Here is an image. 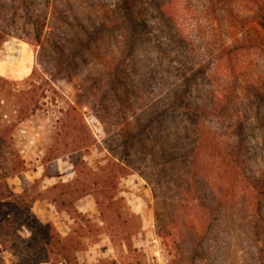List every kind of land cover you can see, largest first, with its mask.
Instances as JSON below:
<instances>
[{"label":"rangeland","instance_id":"rangeland-1","mask_svg":"<svg viewBox=\"0 0 264 264\" xmlns=\"http://www.w3.org/2000/svg\"><path fill=\"white\" fill-rule=\"evenodd\" d=\"M119 2L0 0V264L61 256L71 264H264L255 211L238 213L243 181L232 178L236 194L220 204L225 182L213 180L212 152L202 154L211 173L194 175L189 163L197 127L222 139L238 128L250 147L246 165L264 166V52L242 48L231 71L205 54L264 31L252 21L231 25L235 0L128 1L154 16V5H166L174 40L178 30L183 37L171 66L186 78L185 66H203L188 82L202 109L194 125L163 111L167 82L179 80L167 63L156 66L157 50L129 41L128 24L101 27L118 17ZM157 29L152 42L165 40ZM170 149L184 158L166 160Z\"/></svg>","mask_w":264,"mask_h":264},{"label":"trees","instance_id":"trees-1","mask_svg":"<svg viewBox=\"0 0 264 264\" xmlns=\"http://www.w3.org/2000/svg\"><path fill=\"white\" fill-rule=\"evenodd\" d=\"M129 0H120L117 3L116 8L119 10V15L116 19H113L109 23L100 24L103 29H109L118 24H128V29L126 30L129 34V41L142 43H149L152 47L155 48L158 52V58L156 65L159 69H164L166 66L167 73H171V68L175 71V76L178 77L179 82L171 83V78L167 82L166 90L161 97L162 104L165 105V112H172V110H178L179 113L186 114V120L191 116V121L194 119V125L201 123L200 121V112L201 108H198L195 100L192 99V94L190 93V76H194L197 72L196 70L201 69L199 64L200 61L192 64L190 67L185 66L186 71L188 70L189 77L186 78V73L180 72L178 67L171 66V58L174 59L178 52H174L172 57H169L171 51L176 48V45H173V42H178L177 46H180L182 40L181 32H179V37L174 40L172 35V29L177 28V24L172 21L173 17L167 13L166 5H154L156 16L151 14L148 11L147 7L144 6H133L128 2ZM237 3L233 10L229 11L228 17L231 20V25H237L240 23V27L245 23L252 21L257 23L258 27L264 31V0H235ZM141 4V0H139ZM147 17H155L158 20L162 21L160 24V30L148 23ZM122 22V23H121ZM242 24V25H241ZM82 27V25H80ZM157 29L165 37L164 41L157 40L152 42L153 30ZM1 30V29H0ZM2 31V30H1ZM1 37V36H0ZM34 38L37 39V36L34 35ZM181 41V42H179ZM256 48L264 52V37H254L252 35L243 34L241 37H233L229 43H221L216 47H210L206 51V59L213 66L221 69L222 66H226L228 71H231V65L236 56L237 52L242 48ZM184 67V66H183ZM159 94V93H158ZM157 94V95H158ZM160 97V96H159ZM229 112V111H228ZM235 115V112H230L228 115ZM236 116V115H235ZM233 121L228 122L232 124ZM187 128V127H186ZM239 130V131H238ZM241 129L237 128V132L233 131L232 137H225L224 139L217 137V131L204 129L203 127L196 128L194 130V148L192 149V155H190L189 163L191 164V172L196 175V170H203V173H211V166L207 168L206 165V156L202 155L205 149H209L212 153V159L214 162L217 160L218 167L220 168L218 175L215 174L214 181L217 183L225 182V187L218 188V196L215 195L218 203L221 204V198L224 196L225 199L236 194V189H234L233 181L231 179H236L237 177L243 181V192L242 199L243 204L240 209L239 216L244 217L248 215L249 210L247 208L250 205L251 210L255 213H251L254 217V220L250 222V226L254 230L256 236L262 235V242L264 243V166L258 171H252L246 163L249 161V156H246L248 153V143L242 138ZM169 156L166 160L175 161L182 160L185 156L184 153L178 152L176 149H170ZM214 156V157H213ZM216 158V159H215ZM215 159V160H214ZM243 168V169H242ZM249 168V169H248ZM195 171V172H194ZM231 181V182H230ZM230 182V183H229ZM55 201V200H54ZM249 202V203H248ZM7 214L6 216H8ZM244 220V219H243ZM61 242V241H60ZM67 248L65 245H60V249L65 250ZM68 249V248H67ZM70 249V248H69ZM61 258L66 262V264H71L69 257L61 256Z\"/></svg>","mask_w":264,"mask_h":264},{"label":"crops","instance_id":"crops-1","mask_svg":"<svg viewBox=\"0 0 264 264\" xmlns=\"http://www.w3.org/2000/svg\"><path fill=\"white\" fill-rule=\"evenodd\" d=\"M61 177V176H60ZM47 180L48 179H50V177H48V178H46ZM50 182V181H49ZM63 182V181H62ZM65 182H67V181H64V183ZM87 196H89V195H87ZM86 196H81V198H79L78 200H83L84 198H85ZM36 201V200H35ZM37 204V202H33V204H32V206L33 205H36ZM32 206H31V208H32ZM37 215V218H38V220H39V222H49L48 221V219H46L45 217H40L39 216V214H36ZM65 228L67 229V230H62V231H60V232H58V234H59V236L61 237V238H63V237H65V236H68V233L70 232V228L68 227V225H66L65 226ZM74 253H75V251H74ZM75 256V255H74ZM75 258H76V256H75ZM37 264H66V262L63 260V259H61V260H57V261H53V262H39V263H37Z\"/></svg>","mask_w":264,"mask_h":264}]
</instances>
